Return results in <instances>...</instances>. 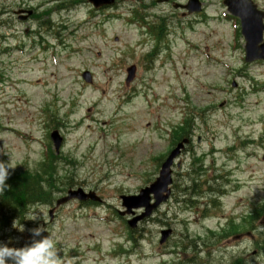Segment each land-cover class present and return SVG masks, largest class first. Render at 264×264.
I'll list each match as a JSON object with an SVG mask.
<instances>
[{"label":"rangeland","instance_id":"obj_1","mask_svg":"<svg viewBox=\"0 0 264 264\" xmlns=\"http://www.w3.org/2000/svg\"><path fill=\"white\" fill-rule=\"evenodd\" d=\"M63 1L0 0V162L17 171L36 170L43 144L56 129L63 137L57 199L81 189L103 203L84 207L72 201L51 219V208L41 207L40 220L29 221L30 229H46L43 235L56 241L63 264H264V216L231 228V237L218 241L208 231H216L217 220L200 224L193 214L202 207L187 210L170 200L136 223L134 244L126 242L121 224L140 211L121 217L124 222L116 218L122 210L119 196L135 195L157 177L161 160H156L170 151L171 127L197 113L201 119H194L190 153L182 154L173 171L177 200L200 173L203 181L224 175L230 182L210 183L225 191L223 218L237 219L250 212V204L264 202V91L253 93L249 80L264 83V66L243 67V42L233 49L234 28L225 19L223 0H200L205 21L182 17L157 0H116L94 15L87 0L58 12L55 6ZM256 1L264 6V0ZM134 9L166 18L169 43L167 49L160 45L158 55H151V41L141 43L137 25L126 22ZM19 10L33 13L21 21ZM47 20L52 25L41 33L51 49L44 52L33 42ZM129 66H135V78L125 85ZM82 72L91 74L90 85L81 80ZM192 154L202 158L200 172L198 164L192 167ZM160 222L165 231L171 229L164 247L158 243ZM23 228L13 242L0 243L30 245V229ZM118 245L131 255H117ZM195 245L198 253L191 251Z\"/></svg>","mask_w":264,"mask_h":264},{"label":"water","instance_id":"obj_2","mask_svg":"<svg viewBox=\"0 0 264 264\" xmlns=\"http://www.w3.org/2000/svg\"><path fill=\"white\" fill-rule=\"evenodd\" d=\"M112 2L113 0L90 1V3H92L96 8L105 4H111ZM226 5L228 6L229 11L233 15L239 17L241 21V34L244 36L246 42V61H251L254 57V54L258 50L257 45L261 42V36L264 30L261 22L263 16L261 13L255 10L254 6L248 0H228ZM189 9V11L192 12L199 11V6L197 5L196 1H191L189 4ZM133 70L134 68L128 70V77L126 80L127 83L133 79ZM83 78L86 82H89L88 74H84ZM51 139L53 141L55 150L58 151L62 139L59 137L57 132L52 133ZM184 143H186V141H184ZM182 147L183 145L180 144L177 149L171 153L168 160L162 166L160 177L150 189L140 192L139 196L137 197H121L122 206L126 208L127 214L131 213L132 209L144 208L145 210L144 214L129 222L130 227L133 228L138 220L148 217L161 202L165 201L166 197H163L162 194L168 193L167 186L170 184L169 166L171 165L172 159L177 155L179 149ZM150 194H153L155 199V203L153 205H150ZM71 199H76L78 201L91 200L94 202H99V199L93 194L90 193L86 195L80 189H78L75 192H68L66 197L61 198L56 202L55 206L59 207ZM168 236L169 232H162L160 244H163Z\"/></svg>","mask_w":264,"mask_h":264},{"label":"trees","instance_id":"obj_3","mask_svg":"<svg viewBox=\"0 0 264 264\" xmlns=\"http://www.w3.org/2000/svg\"><path fill=\"white\" fill-rule=\"evenodd\" d=\"M72 6V4H70ZM156 35L155 31H153ZM156 38L161 39L159 35ZM190 123L184 122L183 126L174 129L173 144L180 141L182 138L188 137L191 134ZM43 160L37 165V169L33 172H23L16 177L9 176L6 181L9 183V189L5 192L2 198V207H5L9 215L24 213L27 207L36 205L49 206L52 205L57 194L62 192L59 188V175L57 160L61 156H55L48 146L43 154ZM64 182L60 185L64 186ZM260 215V213H259ZM264 216V209L262 211Z\"/></svg>","mask_w":264,"mask_h":264},{"label":"clouds","instance_id":"obj_4","mask_svg":"<svg viewBox=\"0 0 264 264\" xmlns=\"http://www.w3.org/2000/svg\"><path fill=\"white\" fill-rule=\"evenodd\" d=\"M11 168L10 163L0 162V196H3L9 188L6 181L9 178V169ZM36 209L40 211L38 212ZM42 212L43 209L40 205H36L26 213V220L39 221ZM19 230L23 232V226ZM29 231L33 240L28 246L10 248L0 243V264H63L57 250L56 241L48 235H43L46 229L42 225H38Z\"/></svg>","mask_w":264,"mask_h":264}]
</instances>
